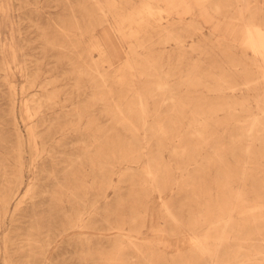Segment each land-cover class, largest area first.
<instances>
[{
  "label": "rangeland",
  "instance_id": "374dc122",
  "mask_svg": "<svg viewBox=\"0 0 264 264\" xmlns=\"http://www.w3.org/2000/svg\"><path fill=\"white\" fill-rule=\"evenodd\" d=\"M245 22L264 0H0V264H264Z\"/></svg>",
  "mask_w": 264,
  "mask_h": 264
},
{
  "label": "bare ground",
  "instance_id": "6f19581e",
  "mask_svg": "<svg viewBox=\"0 0 264 264\" xmlns=\"http://www.w3.org/2000/svg\"><path fill=\"white\" fill-rule=\"evenodd\" d=\"M213 1V0H212ZM224 1V0H223ZM242 1V0H241ZM222 2V1H221ZM245 2H248V1H245ZM186 3V2H185ZM208 3H209V1H208ZM210 3H211V1H210ZM213 3V2H212ZM212 3H211V5H212ZM216 3V2H215ZM218 3V2H217ZM220 3V2H219ZM214 4V3H213ZM211 5H210V7H211ZM189 6V5H188ZM193 6V5H192ZM215 6V5H214ZM217 6V5H216ZM218 6H220V5H218ZM217 6V7H218ZM149 7V6H148ZM216 7V8H217ZM215 8V7H214ZM151 9V8H150ZM188 9H190V8H188ZM219 9V8H218ZM187 10V9H186ZM214 11V10H213ZM225 11V10H224ZM217 12V11H216ZM244 13H246V11H243V14ZM216 14H218V13H216ZM242 14V13H241ZM226 15V14H225ZM220 16V15H219ZM246 16V15H245ZM247 16L249 17L248 19H250V20H248V21H252V14H247ZM212 16H211V14L210 13H205V16H204V18L206 19V20H209L210 18H211ZM223 17V16H222ZM242 17V16H241ZM246 18V17H245ZM244 19V18H243ZM178 21V20H177ZM174 22H176V21H174ZM182 22V21H181ZM227 21H225L224 19H217V26L218 27H221V30H223V28H225L224 29V31H225V33L226 32H229L230 34H232V35H236L237 33H238V26L237 25H235V24H233V23H231V21H228L229 23H226ZM241 22V21H240ZM247 22H245V24H246ZM171 24H173V23H171ZM179 24V23H178ZM169 25V24H168ZM164 26V25H163ZM160 26H158V28H159ZM173 27H174V25H173ZM161 28H163V27H161ZM167 28V27H166ZM155 29H156V26H155ZM160 29V28H159ZM165 29V28H164ZM166 30V29H165ZM160 31H161V29H160ZM224 33V34H225ZM243 36H244V39H243V37H241V40L243 39L244 41H247V44H249V46L254 50V52L255 53H257V54H264V29L261 27V26H258V25H253L252 26V23H250L249 24V22H248V25L246 24V28H245V30H244V32H243ZM243 44H245V43H243ZM246 44V45H247ZM248 46V45H247ZM161 86H162V83L160 84ZM159 86V85H158ZM165 87V86H164ZM167 87V86H166ZM230 87V86H229ZM233 87V86H232ZM231 88V87H230ZM158 89H161V88H158ZM227 89V88H226ZM229 89V88H228ZM161 90H163V88L161 89ZM226 94V93H225ZM227 98H229V97H227ZM233 98V97H232ZM235 102V101H234ZM232 104V103H231ZM230 105V104H229ZM235 105V104H234ZM228 106V105H227ZM237 111V110H236ZM264 111V110H263ZM234 112H235V110H234ZM264 118V117H263ZM262 121V124L264 125V122H263V120H261ZM240 123V122H239ZM261 123V122H260ZM255 125V124H254ZM248 126H249V124H248ZM258 126V125H257ZM261 126V125H260ZM259 127V126H258ZM257 127V128H258ZM247 128V127H246ZM253 128H254V126H253ZM263 128V127H262ZM262 128H261V130H262ZM255 129V128H254ZM259 129V128H258ZM251 130H253V129H251ZM256 130V129H255ZM255 130H253V131H255ZM259 130H257V132H258ZM246 132V131H245ZM263 132V131H262ZM251 133H252V131H251ZM33 134V133H32ZM260 134V133H259ZM253 135V134H252ZM255 135H257V133H256V131H255ZM263 135V134H262ZM250 136V135H249ZM254 136V135H253ZM260 137V136H259ZM262 138H264V137H262ZM264 143V142H263ZM249 150V149H248ZM246 152V151H245ZM248 152V151H247ZM260 153V152H259ZM248 154V153H247ZM250 157V156H249ZM141 158V157H140ZM247 160V159H246ZM260 181V180H259ZM262 181V180H261ZM264 181V180H263ZM257 182V181H256ZM228 183V182H227ZM264 183V182H263ZM261 184V183H260ZM225 185V184H224ZM259 185V184H258ZM257 187V186H256ZM263 188V187H262ZM230 191V190H229ZM239 191V190H238ZM225 192V191H224ZM241 192H242V190H241ZM252 192V191H251ZM255 193V192H254ZM232 194V193H231ZM233 194H235V193H233ZM242 194V193H241ZM241 194H240V196H241ZM226 196V195H225ZM259 197V196H258ZM230 198V197H229ZM243 198V197H242ZM242 198H241V201H242ZM239 200V199H238ZM244 200V199H243ZM238 202V201H237ZM237 204V203H236ZM225 206V205H224ZM227 207H228V205H227ZM236 207V206H235ZM229 208V207H228ZM227 208V209H228ZM260 208V207H259ZM222 209V208H221ZM258 211V210H257ZM262 211V210H261ZM139 212V211H138ZM222 212H223V210H222ZM225 212H226V210H225ZM263 212V211H262ZM221 213V212H220ZM230 214V213H229ZM254 214L255 213H253V216H254ZM200 215V214H199ZM225 215V214H224ZM256 215H257V213H256ZM261 215V214H260ZM215 216V215H214ZM221 216V215H220ZM258 216V215H257ZM262 216V215H261ZM81 218V217H80ZM135 218V217H134ZM264 218V217H263ZM138 219V218H137ZM141 219V218H140ZM208 219V218H207ZM228 219H229V217H228ZM209 220V219H208ZM211 221V220H210ZM229 221V223H226V224H232V223H230L231 221L230 220H228ZM252 221V220H251ZM253 221H255V220H253ZM261 221H262V219H261ZM74 222V221H73ZM226 222H227V220H226ZM257 222H259L258 224V226H260V221H257ZM108 223V222H107ZM111 223V222H110ZM222 223V222H221ZM248 223H250V222H248ZM118 224V223H117ZM218 224V223H217ZM223 224V223H222ZM257 224V223H256ZM256 224H254L253 226H255ZM77 225V224H76ZM108 225H110V224H108ZM234 225V224H233ZM219 226V225H218ZM236 226V225H235ZM243 226V225H242ZM246 226V225H245ZM69 227H71L70 225H69ZM224 227V226H223ZM229 227H230V225H229ZM250 227V226H249ZM256 227V226H255ZM71 228H73V227H71ZM113 228V227H112ZM228 228V227H227ZM233 228H234V226H233ZM232 228V229H233ZM240 228H242V227H240ZM244 228V227H243ZM246 228H247V226H246ZM258 228H260V227H258ZM262 228V227H261ZM263 228H264V226H263ZM220 229V228H219ZM223 229V228H222ZM221 229V230H222ZM224 229H225V227H224ZM231 229V228H230ZM229 230V229H228ZM234 230V229H233ZM238 229H236V231H237ZM243 230V229H242ZM251 230V229H250ZM254 230V229H253ZM257 230V229H256ZM65 231V230H64ZM230 231H232V230H230ZM252 231V230H251ZM259 231H261V230H259ZM240 232V231H239ZM246 232V231H245ZM244 232V233H245ZM248 232V231H247ZM257 232H258V230H257ZM263 232V231H262ZM219 233V232H218ZM232 233H233V231H232ZM231 233V234H232ZM235 234H236V232H234ZM234 233H233V235H234ZM240 233H242V232H240ZM243 233V234H244ZM251 233V232H250ZM253 233V232H252ZM254 233H255V231H254ZM117 234V233H116ZM226 234V233H225ZM229 234V233H228ZM231 234H230V236H231ZM246 234V233H245ZM221 235H222V233H221ZM238 235V234H237ZM247 235H248V233H247ZM219 236V235H218ZM229 236V237H230ZM236 236V235H235ZM261 236V235H260ZM123 237V236H122ZM220 237V236H219ZM243 237V236H242ZM241 237V238H242ZM245 237V236H244ZM247 237V236H246ZM245 237V238H246ZM206 238V237H205ZM229 239V238H228ZM233 239V238H232ZM238 239H239V237H238ZM238 239H237V241H238ZM260 239V238H259ZM261 239H262V237H261ZM6 240V239H5ZM118 240H120V239H118ZM220 240H221V238H220ZM224 240H225V238H224ZM246 240V239H245ZM200 241V240H199ZM223 241V240H222ZM222 241H221V243H222ZM234 241H236V240H234ZM233 241V242H234ZM226 242H228V241H226ZM242 242H243V240H242ZM244 242H247V241H244ZM250 242V241H249ZM261 242V241H260ZM263 242V241H262ZM235 243V242H234ZM223 244H225V243H223ZM233 244V243H232ZM9 245V244H8ZM227 245V244H226ZM228 245H230V244H228ZM241 245V244H240ZM192 246V245H191ZM200 246H202V245H200ZM243 246V245H242ZM252 247H253V245H251ZM260 246V245H259ZM251 247V248H252ZM240 248V247H239ZM242 248V247H241ZM255 248V246L253 247V249ZM201 249H202V247H201ZM208 249V248H207ZM206 249V250H207ZM231 249V248H230ZM257 249H260V248H258V246H257ZM261 249H264V248H261ZM232 250V249H231ZM237 250H239L238 249V247H237ZM256 250V249H255ZM202 251H204V250H202ZM210 251H212V250H210ZM217 251V250H216ZM219 251V250H218ZM251 251V250H250ZM208 252V251H207ZM213 252V251H212ZM233 252H236L235 250L233 251ZM254 252V251H253ZM256 252H259V250L258 251H255V253ZM204 253H205V251H204ZM215 253V252H214ZM227 253V252H226ZM242 253V252H241ZM246 253V252H245ZM244 253V254H245ZM202 254H203V252H202ZM216 254V253H215ZM228 254H230V253H228ZM232 254H234V253H232ZM236 254V253H235ZM235 254H234V256H235ZM249 254V253H248ZM206 255V254H205ZM222 255V254H221ZM227 255V254H226ZM246 255V254H245ZM251 255V254H250ZM249 255V256H250ZM254 255V254H253ZM257 255V254H256ZM225 256V255H224ZM232 256V255H231ZM240 256V255H239ZM259 256H260V253H259ZM261 256H263V254L261 255ZM236 257H238V256H236ZM257 257H258V255H257ZM264 257V256H263ZM262 257V258H263ZM221 258V257H220ZM225 258H226V256H225ZM244 258V256H242V259ZM248 258V257H247ZM251 258V257H250ZM229 259V258H228ZM239 259V258H238ZM246 259V258H245ZM245 259H243L244 261H245ZM234 260V259H233ZM237 260V259H236ZM248 260V259H247ZM247 260H246V262H247ZM255 260V259H254ZM261 260V259H260ZM263 260H264V258H263ZM221 261L222 260H220V263H221ZM226 261V260H225ZM224 261V262H225ZM238 261V260H237ZM250 261V260H249ZM252 261V260H251ZM233 262V261H232ZM240 262V261H239ZM238 262V263H239ZM217 263V262H216ZM223 263V262H222ZM230 263V262H229ZM245 263V262H244ZM251 263V262H250ZM212 264V263H211ZM215 264V263H214ZM241 264V263H240ZM246 264H249V263H246Z\"/></svg>",
  "mask_w": 264,
  "mask_h": 264
}]
</instances>
